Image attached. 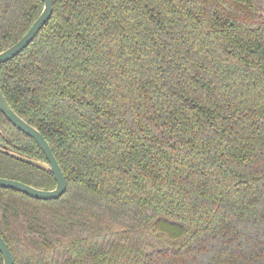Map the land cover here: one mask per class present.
I'll return each instance as SVG.
<instances>
[{
    "label": "trees",
    "instance_id": "obj_1",
    "mask_svg": "<svg viewBox=\"0 0 264 264\" xmlns=\"http://www.w3.org/2000/svg\"><path fill=\"white\" fill-rule=\"evenodd\" d=\"M42 8L0 0V51ZM0 89L67 182L0 187L14 264H264V0H53ZM0 146L46 160L1 112ZM0 177L56 186L1 152Z\"/></svg>",
    "mask_w": 264,
    "mask_h": 264
},
{
    "label": "water",
    "instance_id": "obj_2",
    "mask_svg": "<svg viewBox=\"0 0 264 264\" xmlns=\"http://www.w3.org/2000/svg\"><path fill=\"white\" fill-rule=\"evenodd\" d=\"M43 2V8L39 16L32 23L30 28L26 33L18 39L14 44L0 51V64L12 59L16 55L25 49L30 42L35 38L40 29L48 21L53 11V0H41ZM0 112L6 117V119L12 123L15 127L21 130L23 133L33 138L38 144L40 149L43 151L46 160L41 161L37 159H32L24 155L18 154L12 150L3 148L0 146V152L8 155L14 159L25 162L27 164L33 165L38 168H42L51 171L56 180V186L50 190H43L36 188L29 184L23 183L18 180L8 179L0 177V187L9 188L15 191L24 193L35 199L50 200L56 199L63 195L67 188L66 178L63 171L58 164L52 149L47 142V140L42 136V134L34 126L26 122L22 117H20L9 105L4 94L0 89ZM0 253L2 255L3 264H14V259L12 253L0 235Z\"/></svg>",
    "mask_w": 264,
    "mask_h": 264
}]
</instances>
